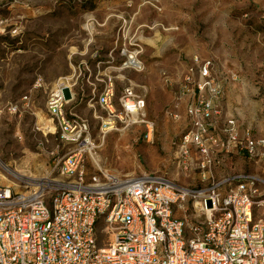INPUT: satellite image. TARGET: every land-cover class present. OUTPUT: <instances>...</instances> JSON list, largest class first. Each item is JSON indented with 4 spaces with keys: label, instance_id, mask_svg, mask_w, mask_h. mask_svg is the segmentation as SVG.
I'll return each mask as SVG.
<instances>
[{
    "label": "rangeland",
    "instance_id": "rangeland-1",
    "mask_svg": "<svg viewBox=\"0 0 264 264\" xmlns=\"http://www.w3.org/2000/svg\"><path fill=\"white\" fill-rule=\"evenodd\" d=\"M136 45L144 70L111 71L117 97L127 83L145 96L153 140H144L142 126L102 138L97 118L102 113L90 108L84 69L93 72L98 61L117 68L125 60L121 53L135 51ZM193 56L217 63L223 115L264 137V0H0V185L23 192L26 183L64 179L57 170L48 173L73 147L52 134L47 100L55 82L71 76L76 85L65 110L89 125L93 158L102 169L204 187L196 172L176 167L172 145L189 124L180 86ZM13 107L21 113L17 123ZM82 167L94 171L88 153ZM237 173L262 171L232 154L214 178ZM192 213L188 198L174 211L191 223ZM102 230L98 224L99 244L107 238Z\"/></svg>",
    "mask_w": 264,
    "mask_h": 264
},
{
    "label": "built area",
    "instance_id": "built-area-1",
    "mask_svg": "<svg viewBox=\"0 0 264 264\" xmlns=\"http://www.w3.org/2000/svg\"><path fill=\"white\" fill-rule=\"evenodd\" d=\"M136 48L121 53L125 60L117 68L98 61L93 72L84 69L90 108L102 113L97 117L102 138L142 126L144 140H153L145 96L127 83L117 97L112 74L144 70ZM75 85L73 77H60L47 100L52 134L73 147L48 173L57 170L64 179L27 185L23 192L0 185V264H264V137L223 115L217 63L193 56L180 86L189 124L172 143L174 161L182 172L198 174L205 186L196 189L161 175L102 169L89 154L95 148L89 125L65 110ZM10 112L20 121L18 107ZM85 153L93 172L83 170ZM232 154L262 174L215 180V170ZM187 198L192 223L174 214ZM98 224L107 234L102 244Z\"/></svg>",
    "mask_w": 264,
    "mask_h": 264
},
{
    "label": "bare ground",
    "instance_id": "bare-ground-1",
    "mask_svg": "<svg viewBox=\"0 0 264 264\" xmlns=\"http://www.w3.org/2000/svg\"><path fill=\"white\" fill-rule=\"evenodd\" d=\"M14 116V118H13V121L15 122V123H17L19 120H18V113H16L15 115H13ZM92 157H93V154H92V152H90L89 153ZM96 160V159H95ZM97 161V160H96ZM1 165V164H0ZM2 167H3V165H1ZM50 181H56V180H50ZM26 184H28V185H35V184H30V183H26Z\"/></svg>",
    "mask_w": 264,
    "mask_h": 264
},
{
    "label": "crops",
    "instance_id": "crops-1",
    "mask_svg": "<svg viewBox=\"0 0 264 264\" xmlns=\"http://www.w3.org/2000/svg\"><path fill=\"white\" fill-rule=\"evenodd\" d=\"M186 97V96H185ZM186 100H187V98H186Z\"/></svg>",
    "mask_w": 264,
    "mask_h": 264
}]
</instances>
